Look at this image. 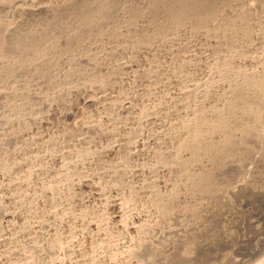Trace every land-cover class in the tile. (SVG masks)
<instances>
[{
  "label": "rangeland",
  "instance_id": "374dc122",
  "mask_svg": "<svg viewBox=\"0 0 264 264\" xmlns=\"http://www.w3.org/2000/svg\"><path fill=\"white\" fill-rule=\"evenodd\" d=\"M17 1L18 0H0V2H1L0 3V5H1L0 6V15L2 16V17L0 16V20H1L0 21V88L2 89L4 87V89H5L6 87H8L7 91H6V89L5 90L2 89L5 92V94L8 93V94H6L7 96L3 95L4 97H2V99L0 97V108L3 107V109H4V111H3V109L0 110V118H1V120H0V129H1L0 130V138H1L0 139V171L3 169V167L8 168L7 170H5V168H4L5 171L2 172L3 171L2 170L0 172V173H2V174H0V177L1 178L3 177V179H5V180H3L0 178V184L1 185L4 184V186H5V187L2 186L3 189L0 188V195H1L0 199H2V200H0V206L3 204L2 205L3 209L4 208L10 209V210L14 209L16 211L26 212L28 218H26L25 222H22L18 219L8 220L7 218L3 217V213H2L3 211L2 212L0 211V236H1V234H5L6 236H9V235L13 236L14 235V238H15V236L18 235L15 238L16 239L15 242L5 243V244H4V242H0V257H1V259L3 257L2 261L0 259V264H8V263H6L7 261L10 262L9 264H11V263L12 264H14V263L15 264H24V262L29 263V264H79V263L88 264L89 261H90L89 264H116V261H115V254H116L115 250L117 249L116 245H118V244L127 245L126 243H128L129 240L131 239V234L126 233L125 231H123L121 229V228H123V226H122L123 224H121L122 222L120 220H117L114 218L115 213H114V211L112 212L111 208H107L104 210L103 207L106 205V203L111 204L112 201L115 199H120V198L122 199L124 197V189L131 187L132 185H133V187H139L142 184H144V185L146 184L147 186H151V187L153 186L152 188H154L155 190L160 189V191H158V192L161 193V191H164L163 188L168 189V187L169 188L176 187V186H178V183H180V185L178 187H180L182 185L180 187L182 192L184 191V189L185 190L187 189V192L190 194V195L187 194V196L190 197V198H188V200L191 199V201L193 202V199H194L193 203L191 201H190V203H188V206L190 207V209H195V207L197 206V204L195 203L196 201L198 204L199 203L202 204L201 206H202L203 211L202 212L200 211L201 214H199L200 217L202 216V219L201 220L199 219L198 225L202 226L203 228L205 226V228H206V233L204 230L205 228L202 229L203 231L202 230H200V232L196 231L199 234L202 233L203 235H205L204 237L202 234H200V235H198V236H200L199 237L200 239L199 238L196 239V237L194 240L189 239L187 241V243L183 246V249L181 252H183L184 256H186V255L190 256L191 254H188V251H192V252L195 251L193 254L195 260L191 264H194L195 262H196L195 264H197V263L198 264H230L232 262V260L236 257V254L234 251V246H233V244H231V240L236 238L238 236V233H239V231L235 228L234 223L229 220L228 210H229L230 205L232 204L231 206H233V208H234V206L238 207L237 202L242 200V202L244 201V203H247V204L249 203L248 204L249 209H252L253 206L254 207L257 206L259 208V211L264 213V193H263V191H264V155H263L264 154V144H262L263 142H259V141H261L260 138L258 139V137L255 136L256 139H254V140L253 139H245V138L238 140L236 143V146L233 147V149L232 148L230 149V146L227 143L228 142L227 139H229V132L232 128H234L235 126H238V125H244L245 123L248 122V119H256L254 114H256L257 110H259V111L263 110V107H264V102H263L264 101L263 100V98H264V96H263L264 95V87H261V92L256 93V94H258V96L255 95L254 90H250V93L246 92L245 87H243L241 85L232 87V85H233L232 78L233 79L236 78L235 75H237V74H235V73H237L238 70H243V71L245 70L244 72L248 73L249 75L252 72H256L255 73L256 76L253 77L254 79L255 78L258 79L259 76H260V78L264 76V61H263L264 60V50H263L264 49V47H263L264 46V43H263L264 42V40H263L264 39L263 38L264 37V14H262V13H264V3H263L264 0H103L104 2L102 0H100V2H101V3L99 2L100 5H98L97 0H93V1L91 0L92 2H90V0H86V2H85V0H84V3H83V6H85L84 8H83V6H81L79 9L78 8L69 9L67 11V13H68L67 16L61 18L63 20V22L59 23V24L47 23L46 21H44L47 18V16L45 15L46 13H38L40 15H38L35 11H33V13H32V11L29 10L32 8L31 6L24 5V6H26V8L24 9V6H22ZM175 1H177V3ZM14 3H16V6H14L15 5ZM91 5H92V7H91ZM3 6H9V7H6L3 9ZM13 6H14V8H13ZM96 6H97V8H95ZM98 6H100V7L98 8ZM134 6H135V8H134ZM189 6H190V8H189ZM15 7L17 9H21V8H23V9L17 10ZM185 7H187V8H185ZM9 8L16 9V10H15V12L12 13V12H9V10H7ZM27 8H28V10H27ZM83 9H85V10H83ZM140 9L142 10V12ZM21 11H23V12L21 13ZM25 11H27L28 14ZM81 11L83 12L84 15L81 14L82 13ZM129 11H130V13L128 14ZM69 12L71 15L69 14ZM88 12H89V14H88ZM16 14H17V16H16ZM18 14L20 16H21V14H23L22 16H24V15L25 16L20 17V16H18ZM31 15L33 16V18ZM37 15H38V17H40V18H38V20H36ZM75 15H77V16L75 17ZM184 15L186 17L185 20L180 18L181 16H184ZM14 16H15V18H14ZM121 17H123L125 19H123ZM76 18L78 20L80 18H82V19L84 18L85 23L82 22L83 24L77 25L76 24V22H77ZM177 18L180 19L179 21H182L183 23L182 24L178 23V25L174 24L175 26H173V24H170L171 21H173V19L177 20ZM256 18H257V20H256ZM19 19L23 20L22 21L23 24ZM120 19L122 21L124 20L125 22L123 21V24H121L122 21ZM258 19L260 22L258 21ZM7 20H9V21H7ZM86 20H89V21L86 23ZM233 20H235V21H233ZM4 21H6V22H4ZM25 21H27V22H25ZM30 21L33 23H30ZM130 21H131V23H130ZM254 21H255V23H254ZM42 22H44V23H42ZM114 22H117V23L114 24ZM127 22H129V23H127ZM205 22H206V24H204ZM210 22H212V24ZM28 23H30V24H28ZM63 23H65V24H63ZM251 24H253V25H251ZM168 25L172 28H170ZM167 26L170 29H167ZM173 28H174V30H173ZM176 28H177V30H176ZM165 29H167V30H165ZM230 29L232 30V32ZM222 31L224 32V34ZM227 31H228V33H227ZM256 31H257V33H256ZM75 32H76V34L73 35ZM77 32H79V34ZM254 33H256V34H254ZM219 34L220 35L222 34V35L220 36ZM233 34H235L234 37H233ZM251 34H252V36H251ZM155 35H157V36H155ZM208 37H209V39H208ZM216 38L221 39L222 43H224L223 45H220L221 48L219 50H221L223 47V49H225V48L228 49L227 53H238L240 55L236 60H234L235 62H233V63H235V64H234V67L232 70L233 72L231 71V74H230L231 77H230L229 81H227L225 83L224 86L220 87V89H219L220 92L217 90L216 94H215V92H212L210 95L211 97H208L204 101L200 102V100H199L200 105L197 103L196 105H198V106L196 107V109H195V106L193 104L191 107H189L188 109H184L181 112L182 116L180 117V121L187 119L186 117H183L184 112L189 111V112H186V113H189L188 118L194 114L193 117L196 116L195 119H197V120L199 119L198 125L201 128V131L206 136L202 135L203 139L205 138V140H203L201 143L202 150L199 153L193 147H191V149L189 148L188 151L186 150L183 153V155L185 154L184 156L187 159H185V158L179 159V161L175 164V165H178L179 163H181L178 165V167L180 168L179 172L177 170L173 173H168V172L164 171L162 168H160L157 171H155L149 175L142 176V177L141 176L137 177L136 175L132 177L131 173H126V174L124 173L123 174V171H125V170H127V172H128L130 169L131 170L134 169V167H138L140 165H145V163H146V165H148V163H150V161L148 160V158L146 156H138V157L130 156L128 153L129 151L126 152L125 150H121V151H117V152L113 151L111 153H106V154L100 155L99 154L100 150L103 148L101 146L109 147L113 144H117L118 143L117 141L119 140L118 137H120V134L115 133V135L114 134L112 135V138L115 136V138H113V139H116V141L115 140L112 141V138H110L111 137L110 135L100 137V134H97L94 132H89L88 134L86 133L87 135L85 134L83 136L84 133L80 132L78 129H75L73 127V125H74V124H72V123H74L73 120L70 119L69 117H67V119H66V116L64 117L65 113L74 112L75 118H78L81 121H83V119H89V120L93 119L94 122L97 121L99 123L101 116L104 115L103 117H105V116L109 115V116H111V119H110V121H104V128L107 127L108 129H110L113 126L112 123H114L116 120H117L116 122L121 121L120 123H122V120H123L124 123H122V124H126L127 120L126 121L124 120V117L126 115L118 112L117 108H118V105H120L119 101L121 102L123 99H125V97L123 99L121 97L127 95L128 91H130L129 85H131V84H128V83H130L131 80L127 75H125L126 71L123 70V68L121 66H123L124 64L126 65L128 63L129 64H132V63L138 64L139 63V66L141 64L143 65V62H141V60L142 61L144 60L143 56L144 55L146 56V54L148 52H151V51L155 52V53H160L158 55L159 57L157 58V61L159 60V62H158L159 64H163L164 62H166L167 61L166 57H170L172 55L175 57V60H178V62L182 61L184 59L187 60L186 57H188L189 55L190 56L194 55V56L198 57L201 55L200 52H203L202 55L204 56L205 55L204 52L206 54L209 53L207 49H212L214 47L212 50H214V49H215V51L217 50L213 43L211 45H209L210 44L209 42H212L211 39L214 41ZM75 39H76V41H75ZM233 39H234V41H233ZM255 39H257V40H255ZM45 40H46V42L42 43ZM152 40H154V41H152ZM231 41L233 42V44ZM39 43H41V44L39 45ZM230 43H231V45H234V43L236 45V43H237V45L240 46V48L235 46V45L231 47ZM242 44H243V46H242ZM183 45L185 46V48ZM41 46H45L46 49L44 47H41ZM48 46H50L51 49ZM176 46H177V48H176ZM179 46H182V47H179ZM127 47H128V49H127ZM187 47L188 48L192 47V48L188 49ZM199 47H201V49ZM241 47H242V49H241ZM16 48L17 49L19 48V49L17 50ZM197 48H199L198 51H197ZM237 48H238V50H237ZM179 49L181 51H184V52L179 51ZM193 49L196 50L195 53L193 52L194 51ZM32 50L34 51L35 54L33 53ZM241 50H243L244 52ZM249 50H250V52H249ZM251 50H252V52H251ZM164 51H166L167 53L165 52L163 54ZM61 52H62V56H61ZM246 52L248 55L246 54ZM30 53H31V55H30ZM36 54L38 55L39 58L37 57ZM39 55H41L43 58L45 56V58L47 60L45 58L40 59L41 56H39ZM257 55H259V56H257ZM46 56H48L49 58H47ZM81 56L84 59L81 58ZM243 56L246 58L243 59L244 58ZM51 57H53V59ZM164 57H165V59H163ZM260 57H262V59ZM31 58H33V60ZM49 59L52 60L53 63ZM253 59L256 61H254ZM130 60H132V61H130ZM258 60H260V61H258ZM30 61H32V62H30ZM257 61L260 63H262V61H263V63H262L263 66H261L262 64H260V63L258 65L256 63ZM23 62H24V65H26V66H24V68L22 65ZM37 62L38 63L40 62L39 66H38ZM47 62H50L51 64L47 63ZM241 62H242V64H241ZM253 62H255V63H253ZM31 63H33V64H31ZM104 63H108V65L104 64ZM103 64H104V66H103ZM253 65L255 67H253ZM256 65H258V66H256ZM18 66H20V67H18ZM29 66H31V67H29ZM106 66L109 69H107ZM243 67H245V68H243ZM256 67H258V69ZM10 68H12V69H10ZM26 68H27V70H26ZM32 68H34V69H32ZM246 68L249 71H247ZM260 68H261V71L258 72ZM250 69H252V70H250ZM195 73H197V74H195ZM202 74H204V72L202 73L200 70L194 71L192 74L193 80L197 81L198 79H202L201 77H204V75H202ZM232 74H234V75H232ZM200 75H202V76H200ZM249 75L247 76V78L252 79ZM196 77H197V79H196ZM250 79H248V80H250ZM28 83H29V85H28ZM119 85L120 86L125 85V86L122 87L123 89H121V87H118ZM28 86H29V88H27ZM240 86H241V88L239 89ZM13 87L15 89H13ZM21 87H23V88H21ZM117 88L118 89L120 88L121 90L119 89V91H118ZM10 90L13 92H11ZM15 90H16V92H19V91L22 92V91L27 90L30 92V94L32 96H33V93H37L38 91H39L38 94L41 93V95H43V93H45L44 96H46V100H44V105H43V103H40V101H35V99L32 98L31 95H30L31 97L30 96L24 97V96H19V95L14 96ZM56 90L59 92H57ZM60 90L63 92H61ZM231 90H232V92H231ZM66 91L69 93H67ZM103 91H105V92H103ZM121 91H122V93L120 94ZM247 91H249V90H247ZM53 92H54V94L52 95ZM70 92H71V94H70ZM74 92H77V94ZM111 92H113V94L116 93L117 96L113 95ZM222 92H224V93L220 94ZM239 92H240V94H239ZM59 93H60V95H58ZM65 93H67V94H65ZM105 93L108 94L109 96L106 95ZM123 93H124V95H123ZM218 95H220V96H218ZM242 95H244V96L241 98ZM248 95L250 97H248ZM260 95H261V97H259ZM11 96H12V98H11ZM52 96H53V98H52ZM106 96L109 97V99ZM230 96H231V98H230ZM8 97L11 98V100ZM55 97H57L56 98L57 102H53V100L55 101ZM80 97L87 98V99H93V100H95V103L93 105H89V106L84 105L83 106L81 100H79ZM102 97H106L107 99L104 98V101H103ZM116 97L119 100H117ZM251 97H252V99H251ZM255 97H258V98L255 99ZM14 98H15V100H14ZM64 98L66 100H64ZM226 98L227 99L229 98L230 100L228 99V101H227ZM59 99H61L63 101H61ZM101 99H102V101H100ZM239 99H241V100L239 101ZM257 99H259L260 103H258L259 101ZM261 100H262V102H261ZM247 101H249L250 103L252 102V103L250 104ZM6 102H7V104H6ZM22 102L23 103L26 102L29 105V107L28 108L27 107L24 108V106L22 107V105L26 104V103L23 104ZM37 102L39 105L37 104ZM48 102L53 103L55 105V110H56V112L58 110V113L49 114L47 112V109L45 110L46 105L50 104ZM102 102H103V104H101ZM242 102H244V103L242 104ZM11 103H13L15 105H13ZM17 103L20 104V108H18L19 105ZM107 103L112 104V105L113 104H118V105H113L112 109L107 111L108 113L106 115L102 112L104 111L103 108L105 106L106 107L109 106V105L107 106ZM10 104L13 108H11ZM245 104H246V106H245ZM73 105H75V106H73ZM5 106H6V109H5ZM63 106H65V107H63ZM16 107H17V110L19 109L18 111H16ZM241 107L244 109V111H242L243 109ZM248 107H250V108H248ZM251 107H254V109ZM32 108H34V109H32ZM28 109L30 111H32V110L33 111L30 113V111ZM43 109H44V112H43ZM100 109L103 111H101ZM113 109L115 110V113H114ZM193 109H195L196 113L193 112L194 111ZM221 109H222V111H221ZM255 109H256V111H255ZM6 110H7V112H6ZM21 110L24 113H22ZM231 110H232V112H231ZM250 110L251 111L253 110V111L251 112ZM34 111H35V113H34ZM110 111H113V112H110ZM259 111H257V112H259ZM19 112H21L22 115ZM60 112H62L63 114ZM109 112L113 113V114L110 115ZM245 112H247V113H245ZM211 113H212V115H211ZM218 113H219V115H218ZM10 114H13V115H10ZM18 114L20 117L18 116ZM23 114H25V115H23ZM26 114L28 117H26ZM174 114H175V112H174ZM178 114L179 113L177 112V117H179ZM6 115L9 118L6 117ZM59 115H61V116H59ZM242 115H245L246 117L245 116L243 117ZM249 115H251V116H249ZM16 116L18 117L17 120H16ZM22 116H24L26 118V121H25V118ZM29 116H30V118H29ZM33 116L37 117V118L38 117L39 118H41V117L45 118V117L49 116V120L46 119L48 121H46L44 119V121L47 122L44 124H47L49 126H47V125L45 126L43 124V126H45V127H43L42 125L39 126V124L34 123L32 121V118H34ZM112 116H114V117H112ZM173 116L174 115H172L171 117H173ZM21 117L24 119V121ZM118 117H120L119 118L120 120L117 119ZM247 117H248V119H246ZM8 119L10 121H8ZM18 119L19 120L21 119V120L19 121ZM29 119L31 122L29 121ZM14 120H15V122H14ZM16 121H18V122H16ZM50 121H52L53 123ZM180 121L177 120V122H180ZM233 121H235V122H233ZM106 122H107V124H106ZM237 122H241V123L237 124ZM24 123L26 125H24ZM12 124H14V125H12ZM19 124H20V127H19ZM214 124H216V125H214ZM217 124H218V126H217ZM226 124L228 126H226ZM127 125H129V123H127ZM25 126H27V128H25L27 130L24 129ZM192 127L194 128L195 126L192 125ZM214 127H218L220 131L217 130L215 133L211 134L212 133L211 130ZM223 127L226 129H224ZM5 128L6 129L8 128V129L6 130ZM16 128H18V129H16ZM147 128L151 129L152 126L150 125ZM205 129H207V131ZM190 130H191V128H190ZM13 131L15 133L11 135V133H13ZM207 133H208V135H207ZM26 134H28V135L26 136ZM219 134L221 136H219ZM4 135H6V136H4ZM87 136H88V138H87ZM8 137H10V138H8ZM16 137H18L19 139H17ZM25 137H27L28 140H26ZM78 137L79 138L83 137L84 139L86 138L87 140H85L84 143L83 142L78 143L75 140H73L74 138L76 139ZM225 139L227 140V142L225 141ZM29 140H31V142ZM35 140H36V142H35ZM174 140H175V142L173 141L170 146H169V144H170L169 143V144H165L164 147L162 148V151L165 152L164 153L165 156L164 155L162 156V157H164V158H162L163 161L165 162L164 164L172 163L173 159H176L175 157H176L177 147L179 146L178 142H180L181 139L179 137H177V139H174ZM255 140H256V142H255ZM87 141L89 143L88 144L89 147H87L88 145L85 144V143H87ZM111 141L113 144L111 143ZM23 143L25 145H23ZM175 143L178 146H176ZM38 144H39V146H38ZM46 145L50 148V151H51V152H49L50 154L47 153L49 148H45V147H47ZM19 147L25 148L26 150L20 149ZM90 147H92V148H90ZM32 148H34V149L32 150ZM63 148H65V149H63ZM83 148L84 149L87 148L89 150L92 149V150H90V157H91L90 162L91 163L88 162L86 164H81L82 168H78L77 170L71 169L70 171L75 173V174H71V172H70L68 174V176H66V175H62V174L58 173V171L60 169L59 167H61L62 162L63 163H72L75 160L80 159L78 157V152L83 150ZM164 148H165V150H164ZM170 148H174V149H170ZM14 149H16V150H14ZM39 149H40V151H39ZM46 149H47V152H46ZM35 150H37V151H35ZM31 151L33 152V154ZM29 152H30V154H29ZM64 152H66V153H64ZM12 153L14 155H12ZM25 153H28L29 155L25 154ZM91 153H92V155H91ZM126 153H128V155ZM167 153H168V157L166 155ZM186 153L189 154V156ZM35 154H36V156H35ZM25 155H26V157H25ZM63 155H65V156H63ZM51 156H53V157H51ZM19 157L22 159H18ZM261 157L263 159H261ZM59 158H61V159H59ZM136 158H137V160H136ZM188 158H189V160H188ZM260 159H261V163L259 162ZM134 160L137 161L136 162L137 164L135 163ZM152 160H154V159H152ZM40 161H42V162L40 163ZM14 162H17V163H14ZM30 162H33V163H30ZM35 162H36L37 168H39L40 166H43V167H41L42 170H44L42 172L43 174L42 173H41L42 175L39 174V176H37L39 178H37V179H36V176L33 177L36 179V181L34 182L33 180H35V179L32 178L29 182L30 184L28 183V185H21V186L17 185L16 181L18 180V178L20 180H21V178L24 179L26 172L33 171L35 169V167H36L34 165ZM152 162L153 161H151V163ZM29 163L34 165V166H30ZM12 164L15 166H11ZM19 164H21V165H19ZM25 164H26V166H25ZM50 164H51V166H49L50 169L46 168L47 169V171H46L44 168L48 167V165H50ZM182 164H184V165H182ZM5 165H8V167ZM28 165H29V167H28ZM118 165H120V166H118ZM135 165H137V166H135ZM30 167H32V168H30ZM122 167H123V169H122ZM22 168H24V169L26 168V169L22 170ZM52 169H53V171H51ZM119 170H122V171H119ZM49 171H51V173H48ZM3 173H6V174L9 173V174L6 176V174H3ZM47 173L50 175H46ZM114 173H115V175H114ZM121 173L125 176L120 175ZM17 174H19L18 177H17ZM53 174L55 177L53 176ZM102 174L105 177H103ZM157 174H158V176H156ZM169 174H171V175H169ZM172 174H174V175L172 176ZM11 175H12V177H11ZM80 175H83V176H80ZM44 176H47V177H44ZM88 176H90V177L88 178ZM51 177H53V178H51ZM158 177H159V179H158ZM11 178H12V180H11ZM74 178H76V179H74ZM127 178H128V180H127ZM9 179L11 182H9ZM53 179L59 180L60 183L57 182L56 185H59V186L62 184L65 185V186L63 185V188H62L63 190L60 187V188H58V190H53L54 192L52 190H48L47 194H45L43 192H39L44 187L43 186L44 184H54ZM71 179H73V180H71ZM79 179L82 181H87L86 186L81 187V188H79L77 186L72 187V185H71L72 182L75 180H79ZM142 179L145 180V182ZM149 179H150V181H149ZM50 180L53 182H51ZM61 180H65V182L63 183V181L61 182ZM104 180H105V182H103ZM170 180H173L174 182H171ZM1 181H2V183H1ZM125 181H126V183H125ZM164 181L166 183H164ZM113 182L115 184L118 183V185H115ZM156 182L158 183L159 187H156L153 185ZM32 183H33V185H32ZM150 183H152V185ZM9 184L11 186L14 184L13 185L14 190H13V187L7 186ZM35 184L38 186H36ZM67 184L69 185V187H67L68 186ZM103 184H104V186H101ZM165 184H167L168 186ZM245 184H246L247 189L248 190L250 189L251 192L249 190L247 192H242V193L236 194V195L230 192V189L233 188L234 186H237V185L243 186ZM1 185H0V187H1ZM40 185H42V187H40ZM105 185H107L106 190L109 193L107 196H104L103 198L100 197V199H99V196L95 195V194H97V191H99L100 187L104 188ZM113 185H115V186H113ZM34 186L36 187V189ZM19 187H22V188L25 187L26 189L23 190L22 188L20 189ZM70 187H72V188H70ZM187 187H189V188H187ZM27 188H29V190H27ZM111 188H114V189H111ZM119 189H120V191H119ZM59 190H61V191H59ZM10 192L13 193L14 195L10 194ZM62 192H64V193H62ZM121 192H122V194H121ZM164 192H162V193H164ZM258 192H261V193H258ZM20 193H21V195L22 194L25 195L26 199H27V200L25 199V203L22 205L20 203L18 204L17 200H16L17 202H14L13 199H10V197L20 195ZM32 193L34 195L35 194H37V195L34 196ZM54 193L56 195L59 194V195H57L58 197ZM191 193H193V195ZM5 195H6V197H5ZM46 195L49 197H47ZM111 195L114 197L112 198ZM43 197H44V200L41 199ZM145 197H146L145 194L142 197L140 195V197L138 199H141V198L143 199ZM55 198H56V200H55ZM105 199H107L108 201ZM138 199L136 200L138 203V209L143 211V214H146L147 212H145V211H147L146 210L147 206L145 209L142 208V206H141V204H143V201L145 199H143V200L141 199V201ZM51 201H52V203H51ZM61 201H62L63 205L61 204ZM79 201H82V202H80L81 204L79 203ZM182 201H183L182 204H184L185 199ZM231 201H234V202H231ZM9 202L11 203V205ZM28 202H29V204H28ZM31 202H33V203H31ZM215 202H216V204H214ZM26 203L28 205H26ZM43 203L45 204V206H43L44 205ZM38 204H40V205H38ZM53 204H55V205H53ZM213 204L215 207H213ZM29 205L32 206V209L29 211L25 210L26 209L25 206H29ZM59 205H61V206H59ZM204 205H205V208H204ZM7 206H8V208H7ZM35 206H36V208H35ZM34 208H35V210H34ZM64 208H65V210L67 209L66 211H68L70 209L68 211V216L70 218L68 217V219H67V214H66L67 212H65ZM244 208L247 209V206H245ZM216 209H218V210H216ZM38 210H40V211H38ZM46 210H48V211H46ZM221 210H223V211H221ZM42 211H43V214H42ZM59 211H60V214H59ZM197 211H198V209H196L195 212H197ZM209 211L212 213H210ZM203 212H204V214L205 213L206 214L204 215ZM61 213H64V214H62L63 218L61 216ZM224 213L227 216H225ZM217 215L220 216L219 217V218H221L220 220H219ZM38 216H41V217L38 218ZM44 216H46V217H44ZM203 216H205V217H203ZM32 217L36 218V219L33 220ZM109 218H111V219H109ZM55 219L57 220L56 222H55ZM192 220H194V219H192ZM253 220L256 221V218H253ZM92 221H93V223H92ZM113 221H115V222H113ZM35 222H39L38 224H43V225H41L42 226L41 229H37V231L41 232V235L39 236V233H38L37 235L39 237L38 236L36 237V235L33 234V232H32V233H26L30 237L26 236V234L23 235V237H22L21 231H23V230L21 228L23 227V225L28 224L30 227H32V226H34V224H36ZM60 222H61V224H60ZM100 222H105L106 229L105 228H104L105 230L101 229L100 233L99 232L97 233V231L91 225L94 223L99 224ZM130 222L135 223L136 221L129 220V223ZM86 223H87V225H86ZM50 224H51V226H50ZM162 225H161V227H162ZM13 226H16V230H14L12 228ZM44 227H46V228H44ZM77 227H79V228H77ZM176 227L178 228V226H176ZM87 228H88V230H87ZM5 230H7V231H5ZM49 230L50 231L52 230V231L50 232ZM82 230L84 232L83 236H82V233H83ZM1 231H3V232H1ZM49 232L51 235L49 234ZM59 233H60V235H59ZM69 233H71V234L74 233L75 235L74 234L71 235ZM86 233L87 234L89 233L88 234L89 236H87ZM206 234L208 236L210 235L209 236L210 238H208V236H206ZM19 235H21V236H19ZM52 235H55V236L59 235L58 236L59 238L53 237ZM69 235H70V237H69ZM71 236L72 237L74 236L73 240L71 239ZM41 237H44V238H41ZM206 237H207V239H206ZM21 238H22V240H21ZM53 238L55 241L53 240ZM56 238L57 239L61 238V240L57 241ZM67 238H68V240L71 239L72 243H69ZM89 238H91V239H89ZM30 239H32V240H30ZM82 239H84V240H82ZM198 239H199V241H198ZM21 241H23V243ZM31 241H34L35 243H32ZM56 241H57V243H56ZM67 241H68V244H66ZM206 241H207V243H206ZM228 241H230V242H228ZM24 242H26L27 244H29V243H32V244L27 245ZM58 242H61V243L63 242L62 243L63 245H61L60 243L58 244ZM197 242H199V243L197 244ZM46 243H47V245H46ZM64 243H65V245H67V248H66V246H64ZM203 243H204V247L203 246H202L203 248L199 247L200 244H203ZM263 243L264 242H262V244ZM37 244L39 245L40 248L41 247L42 248L40 249ZM103 244L106 247H104ZM206 244H208V245H206ZM42 245H46V246H42ZM79 245L81 248L79 247ZM190 245H193V246H190ZM34 246L38 247L39 250L37 248H34ZM48 246L51 250H49ZM60 246L61 247L63 246V248L59 249ZM82 246H83V248H82ZM207 246H208V248H207ZM263 246H264V244H263ZM14 247L16 249H20V250L13 251L12 249ZM76 247H79V248L76 249ZM64 248H66V249H64ZM68 248H70L71 250ZM263 248L264 247L261 246V250L264 251ZM208 249H209V251H208ZM22 250H24V251H22ZM41 250H43V251H41ZM68 250H70V251H68ZM7 251H9V252H7ZM232 251H234V253ZM263 251L261 254H263ZM23 254H25V255H23ZM5 256L7 258H5ZM10 256H11V258H10ZM29 256H31V257H29ZM197 256L199 259L197 258ZM27 257L30 260H28ZM81 257H82V260H81ZM89 257H92V258H89ZM95 257L97 258L96 260H94ZM98 258L100 259V261H98L99 260ZM91 259L93 261H91ZM24 260H26V261H24ZM27 261H30V262H27Z\"/></svg>",
  "mask_w": 264,
  "mask_h": 264
},
{
  "label": "bare ground",
  "instance_id": "6f19581e",
  "mask_svg": "<svg viewBox=\"0 0 264 264\" xmlns=\"http://www.w3.org/2000/svg\"><path fill=\"white\" fill-rule=\"evenodd\" d=\"M93 1V0H92ZM91 0H90V2H92ZM103 1V0H102ZM17 2H19L22 6H24V5H27V6H31L32 8L31 9H29V10H31L32 11V13H33V11H35L37 14L38 13H46L45 15L47 16V18L44 20V21H46L47 23H50V24H54V23H56V24H59V23H62L63 22V20L61 19L62 17H65V16H67V11L69 10V9H76V8H80L81 6H83V3H84V0H18ZM85 2H86V0H85ZM97 2H98V5H100L99 4V2H100V0H97ZM96 2V3H97ZM104 2V1H103ZM102 2V3H103ZM176 3H177V1H175ZM262 2V1H261ZM1 3V2H0ZM94 3V2H93ZM92 3V4H93ZM101 3V2H100ZM143 3V2H142ZM141 3V4H142ZM260 3V2H259ZM264 3V2H263ZM262 3V4H263ZM3 4V3H2ZM15 5L14 6H16V3H14ZM174 4V3H173ZM204 4V3H203ZM9 5V4H8ZM171 5V4H170ZM169 5V6H170ZM201 5V4H200ZM251 5V4H250ZM1 6V5H0ZM14 6H13V8H14ZM87 6V5H86ZM192 6V5H191ZM6 7H9V6H3V9L4 8H6ZM12 7V6H11ZM85 6H83V8H84ZM91 7H92V5H91ZM100 6H98V8H99ZM131 7V6H130ZM129 7V8H130ZM138 7V6H137ZM167 7V6H166ZM16 8V7H15ZM26 8V6H24V9ZM30 8V7H29ZM88 8V7H87ZM95 8H97V6L95 7ZM94 8V9H95ZM134 8H135V6H134ZM139 8V7H138ZM185 8H187V7H185ZM189 8H190V6H189ZM17 9V8H16ZM16 9H11V8H9V9H7V10H9V12H15V10ZM21 9H23V8H21ZM21 9H17V10H21ZM82 9V8H81ZM86 9V8H85ZM85 9H83V10H85ZM91 9V8H90ZM27 10H28V8H27ZM136 10V9H135ZM141 10V9H140ZM144 10V9H143ZM209 10V9H208ZM30 11V12H31ZM77 11V10H76ZM89 11V10H88ZM134 11V10H133ZM139 11V10H138ZM188 11V10H187ZM186 11V12H187ZM206 11V10H205ZM23 11H21V13H22ZM25 12H27V11H25ZM60 12V13H59ZM82 12V11H81ZM90 12V11H89ZM89 12H88V14H89ZM141 12H142V10H141ZM246 12V11H245ZM31 13V14H32ZM85 13V12H84ZM130 13V11L128 12V14ZM189 13V12H188ZM197 13V12H196ZM199 13V12H198ZM239 13V12H238ZM24 14V13H23ZM23 14H21V16L18 14V16H20V17H24V16H22ZM27 14H28V12H27ZM35 14V13H34ZM69 14H70V12H69ZM81 14H83V12L81 13ZM137 14V13H136ZM190 14V13H189ZM195 14V13H194ZM193 14V15H194ZM242 14V13H241ZM245 14V13H244ZM262 14H264V13H262ZM30 15V14H29ZM38 15H40V14H38ZM38 15L36 16L37 17V19L36 20H38V18H40V17H38ZM44 15V14H43ZM71 15V14H70ZM84 15V14H83ZM106 15V14H105ZM125 15V14H124ZM188 15V14H187ZM218 15V14H217ZM243 15V14H242ZM250 15V14H249ZM1 16V15H0ZM12 16V15H11ZM16 16H17V14H16ZM27 16V15H26ZM32 16V15H31ZM77 15H75V17H76ZM164 16V15H163ZM171 16V15H170ZM192 16V15H191ZM238 16V15H237ZM2 17V16H1ZM71 17V16H70ZM83 17V16H82ZM85 17V16H84ZM180 17V16H179ZM189 17V16H188ZM243 17V16H242ZM260 17V16H259ZM14 18H15V16H14ZM32 18H33V16H32ZM79 18V17H78ZM103 18V17H102ZM118 18V17H117ZM121 18H123V17H121ZM128 18V17H127ZM169 18V17H168ZM171 18V17H170ZM181 19H186V17H185V15L184 16H181L180 17ZM191 18V17H190ZM238 18V17H237ZM8 19V18H7ZM75 19V18H74ZM77 19V18H76ZM81 19V20H80ZM79 20L77 19L76 21V24L78 25V24H83V23H85L84 22V18L82 19V18H80ZM106 19V18H105ZM123 19H125V18H123ZM172 19V18H171ZM192 19V18H191ZM202 19V18H201ZM235 19V18H234ZM21 22L23 21L22 19H19ZM32 20V19H31ZM91 20V19H90ZM101 20V19H100ZM121 20V19H120ZM129 20V19H128ZM180 19H178L177 18V20H174L173 19V21H171V23L170 24H173V26H175L174 24H177L178 25V23L179 24H182L183 22L182 21H179ZM189 20V19H188ZM246 20V19H245ZM256 20H257V18H256ZM1 21V20H0ZM7 21H9V20H7ZM19 21V22H20ZM29 21V20H28ZM72 21V20H71ZM75 21V20H74ZM89 20H86V23L88 22ZM122 21V20H121ZM124 21V20H123ZM123 21L121 22V24H123ZM194 21V20H193ZM213 21V20H212ZM233 21H235V20H233ZM251 21V20H250ZM258 21H259V19H258ZM4 22H6V21H4ZM20 22V23H21ZM25 22H27V21H25ZM65 22V21H64ZM83 22V23H82ZM92 22V21H91ZM120 22V21H119ZM125 22V21H124ZM168 22V21H167ZM166 22V23H167ZM244 22V21H243ZM242 22V23H243ZM257 22V21H256ZM260 22V21H259ZM30 23H33V22H31L30 21ZM30 23H28V24H30ZM42 23H44V22H42ZM71 23V22H70ZM109 23V22H108ZM115 23H117V22H114V24ZM127 23H129V22H127ZM130 23H131V21H130ZM197 23V22H196ZM211 24H212V22H210ZM214 23V22H213ZM224 23V22H223ZM249 23V22H248ZM254 23H255V21H254ZM8 24V23H7ZM10 24V23H9ZM22 24H23V22H22ZM27 24V23H26ZM36 24V23H35ZM40 24V23H39ZM63 24H65V23H63ZM89 24V23H88ZM204 24H206V22L204 23ZM216 24V23H215ZM219 24V23H218ZM247 24V23H246ZM235 25V24H234ZM244 25V24H243ZM251 25H253V24H251ZM71 26V25H70ZM169 26V25H168ZM168 26H167V29H170V28H172V27H170V28H168ZM213 26V25H212ZM232 26V25H231ZM104 28V27H103ZM217 28V27H216ZM239 28V27H238ZM244 28V27H243ZM167 29H165V30H167ZM222 29V28H221ZM234 29V28H233ZM72 30V29H71ZM74 30V29H73ZM173 30H174V28H173ZM176 30H177V28H176ZM231 30V29H230ZM69 31V30H68ZM154 31V30H153ZM156 31V30H155ZM236 31V30H235ZM245 31V30H244ZM261 31V30H260ZM64 32V31H63ZM102 32V31H101ZM159 32V31H158ZM157 32V33H158ZM169 32V31H168ZM223 32V31H222ZM230 32V31H229ZM231 32H232V30H231ZM230 32V33H231ZM246 32V31H245ZM78 34H79V32H77ZM218 33V32H217ZM227 33H228V31H227ZM236 33V32H235ZM253 33V32H252ZM256 33H257V31H256ZM256 33H254V34H256ZM260 33V32H259ZM76 34V32L73 34V35H75ZM162 34V33H161ZM206 34V33H205ZM223 34H224V32H223ZM244 34V33H243ZM250 34V33H249ZM72 35V34H71ZM201 35V34H200ZM212 35V34H211ZM220 35V34H219ZM222 35V34H221ZM220 35V36H221ZM234 35L235 34H233V37H234ZM248 35V34H247ZM262 35V34H261ZM33 36V35H32ZM155 36H157V35H155ZM159 36V35H158ZM206 36V35H205ZM239 36V35H238ZM251 36H252V34H251ZM69 37V36H68ZM149 37V36H148ZM216 37V36H215ZM236 37V36H235ZM242 37V36H241ZM258 37V36H257ZM263 37V36H262ZM36 38V37H35ZM53 38V37H52ZM74 38V37H73ZM155 38V37H154ZM212 38V37H211ZM224 38V37H223ZM251 38V37H250ZM264 38V37H263ZM54 39V38H53ZM153 39V38H152ZM208 39H209V37H208ZM232 39V38H231ZM238 39V38H237ZM236 39V40H237ZM248 39V38H247ZM253 39V38H252ZM49 40V39H48ZM56 40V39H55ZM73 40V39H72ZM80 40V39H79ZM156 40V39H155ZM201 40V39H200ZM204 40V39H203ZM235 40V41H236ZM255 40H257V39H255ZM264 40V39H263ZM39 41V40H38ZM75 41H76V39H75ZM81 41V40H80ZM152 41H154V40H152ZM179 41V40H178ZM211 41L212 42H209L210 44L209 45H211L212 43L215 45V47H216V51H215V49L214 50H212V49H207L208 50V52L209 53H205L204 52V56L202 55L203 54V52H200L201 53V55L200 56H194V55H192V56H188V57H186L187 58V60L186 59H184V60H182V61H179L178 62V60H175V57L172 55V56H170V57H166V59H167V61L166 62H164L163 64H159L158 62H159V60L157 61V58L159 57L158 55L160 54V53H155V52H148L147 54H146V56L144 55L143 57V61L141 60V62H143V65L141 64L140 66H139V63L137 64V63H132V64H124L123 66H121L122 68H123V70H125L126 71V73H125V75H127L129 78H130V80H131V82L130 83H128V84H131V85H129L130 86V91H128V93H127V95H125V96H123V97H121L122 99L125 97V99H123L121 102L119 101V104L120 105H118V104H113V105H118V108H117V110H118V112H120V113H122V114H125L126 116L124 117V120L126 121L127 120V122H126V124H122V123H124L123 122V120H122V123H120V122H114V123H112L113 124V126L110 128V129H108L107 127L106 128H104V121H110V119H111V116H109V115H107V111H109L110 109H112V107H113V105L112 104H108L107 103V106L108 107H106L105 105V107L103 108L104 109V111L103 110H101V111H103L102 113H104V114H106L107 116H105V117H103V116H101L100 117V124L96 121V122H94V120L92 119V120H89V119H83V121H81L80 119H78V118H75V113L74 112H68V113H65L64 114V117L66 116V119H67V117H69L70 119H72L73 120V122L74 123H72V124H74L73 125V127L75 128V129H78L80 132H82V133H84L83 134V136L87 133H89V132H94V133H97V134H100V137H102V136H108V135H110L111 137L110 138H112V135L114 134L115 135V133L116 134H120V137H118L119 138V140L117 141L118 143L117 144H113L112 143V141L113 140H115L116 141V139H113V138H115V136L112 138V141H111V143L113 144V145H111V146H109V147H104V146H101V147H103L101 150H100V155H103V154H106V153H111V152H113V151H121V150H125L126 152H128L129 153V155L130 156H134V157H138V156H146L147 158H148V160L150 161V163H148V165H146V163H145V165H140V166H138V167H134V169H130L128 172H127V170H125V171H123V174L125 173H131L132 174V177L133 176H137V177H139V176H146V175H149V174H151V173H153V172H155V171H157L158 169H160V168H162L164 171H166V172H168V173H173V172H175V171H177L178 170V172L180 171V168L178 167V165L179 164H181V163H179L178 165H175L178 161H179V159H183V158H185V154L183 155V153L187 150L188 151V149L190 148L191 149V147H193L196 151H198V153L202 150V146H201V143H202V141L203 140H205V138L203 139V137H202V135L203 136H206L202 131H201V128L199 127V125H198V120L197 119H195L196 118V116L195 117H193V115L192 116H190L189 118H188V114L189 113H186V112H189V111H186V112H184V116L183 117H186L187 119H185V120H182V121H180V117L182 116V111L184 110V109H188L189 107H191L193 104H194V106H195V109H196V107L198 106V105H196L197 103L199 104V100H200V102L201 101H204L205 99H207L208 97H211L210 95H211V93L212 92H215V94H216V91L218 90L219 91V89H220V87H222V86H224L225 85V83L227 82V81H229V79H230V77H231V71L233 70V67H234V64L235 63H233V62H235L234 60H236L238 57H239V55L240 54H238V53H227L228 52V49H223V47H222V49L221 50H219L220 48H221V46L220 45H223L224 43H222V41H221V39H218V38H216L214 41L211 39ZM233 41H234V39H233ZM44 42H46V40L45 41H43L42 43H44ZM207 42V41H206ZM227 42V41H226ZM229 42V41H228ZM232 42V41H231ZM51 43V42H50ZM172 43V42H171ZM246 43V42H245ZM248 43V42H247ZM264 43V42H263ZM38 44V43H37ZM41 43H39V45H40ZM52 44V43H51ZM60 44V43H59ZM177 44V43H176ZM208 44V43H207ZM229 44V43H228ZM232 44H233V42H232ZM239 44V43H238ZM241 44V43H240ZM44 45V44H43ZM46 45V44H45ZM48 45V44H47ZM178 45V44H177ZM181 45V44H180ZM234 45H235V43H234ZM234 45H231V43H230V46L232 47V46H234ZM58 46V45H57ZM184 46V45H183ZM207 46V45H206ZM229 46V45H228ZM227 46V47H228ZM229 46V47H230ZM235 46H237V47H239L240 48V46H238L237 45V43H236V45ZM242 46H243V44H242ZM41 47H44L45 49H46V47L45 46H41ZM49 48H50V46H48ZM55 47V46H54ZM59 47V46H58ZM159 47V46H158ZM179 47H182V46H179ZM209 47V46H208ZM226 47V46H225ZM264 47V46H263ZM65 48V47H64ZM131 48V47H130ZM176 48H177V46H176ZM184 48H185V46H184ZM188 48V47H187ZM189 48H192V47H189ZM188 48V49H189ZM194 48V47H193ZM200 49H201V47H199ZM199 48H197V51H198V49ZM204 48V47H203ZM234 48V47H233ZM247 48V47H246ZM260 48V47H259ZM17 49V48H16ZM19 49V48H18ZM17 49V50H18ZM29 49V48H28ZM27 49V50H28ZM38 49V48H37ZM51 49V48H50ZM54 49V48H53ZM127 49H128V47H127ZM147 49V48H146ZM187 49V50H188ZM206 49V48H205ZM232 49V48H231ZM236 49V48H235ZM241 49H242V47H241ZM244 49V48H243ZM39 50V49H38ZM41 50V49H40ZM175 50V49H174ZM194 50V49H193ZM230 50V49H229ZM237 50H238V48H237ZM236 50V51H237ZM264 50V49H263ZM31 51V50H30ZM33 51V50H32ZM179 51H181L180 49H179ZM192 51V50H191ZM195 51L196 50H194L193 52L195 53ZM201 51V50H200ZM241 51H243V50H241ZM246 51V50H245ZM248 51V50H247ZM40 52V51H39ZM58 52V51H57ZM60 52V51H59ZM130 52V51H129ZM162 52V51H161ZM166 51H164L163 52V54L165 53ZM181 52H184V51H181ZM231 52V51H230ZM234 52V51H233ZM244 52V51H243ZM249 52H250V50H249ZM248 52V53H249ZM251 52H252V50H251ZM255 52V51H254ZM33 53H34V51H33ZM32 53V54H33ZM42 53V52H41ZM128 53V52H127ZM167 53V52H166ZM241 53V52H240ZM256 53V52H255ZM29 54V53H28ZM35 54V53H34ZM39 54V53H38ZM47 54V53H46ZM107 54V53H106ZM169 54V53H168ZM174 54V53H173ZM246 54H247V52H246ZM250 54V53H249ZM30 55H31V53H30ZM37 55V54H36ZM35 55V56H36ZM42 55V54H41ZM41 55H39V56H41ZM55 55V54H54ZM185 55V54H184ZM198 55V54H197ZM248 55V54H247ZM262 55V54H261ZM260 55V56H261ZM34 56V55H33ZM43 56V55H42ZM41 56V58L40 59H44L45 58V56H44V58ZM50 56V55H49ZM61 56H62V52H61ZM168 56V55H167ZM250 56V55H249ZM257 56H259V55H257ZM37 57H38V55H37ZM47 58H49L48 56H46ZM161 57V56H160ZM183 57V56H182ZM244 57V56H243ZM242 57V58H243ZM34 58V57H33ZM33 58H31L32 60H33ZM39 58V57H38ZM52 59H53V57H51ZM50 58V59H51ZM81 58H83L82 56H81ZM246 57H244L243 59H245ZM253 58V57H252ZM261 59H262V57H260ZM46 59V58H45ZM49 59V60H50ZM77 59V58H76ZM75 59V60H76ZM80 59V58H79ZM84 59V58H83ZM163 59H165V57L163 58ZM251 59V58H250ZM258 59V58H257ZM47 60V59H46ZM74 60V61H75ZM162 60V59H161ZM175 60V61H174ZM254 60V59H253ZM37 61V60H36ZM40 61V60H39ZM50 61H52V60H50ZM130 61H132V60H130ZM254 61H256V60H254ZM258 61H260V60H258ZM256 62L258 65H259V63L260 62ZM264 61V60H263ZM263 61H262V63H263ZM30 62H32V61H30ZM34 62V61H33ZM41 62V61H40ZM39 62V63H40ZM78 62V61H77ZM128 62V61H127ZM136 62V61H135ZM140 62V61H139ZM140 62V63H141ZM240 62V61H239ZM245 62V61H244ZM38 63V62H37ZM39 63H38V66H39ZM44 63V62H43ZM47 63H50V62H47ZM52 63H53V61H52ZM248 63V62H247ZM246 63V64H247ZM251 63V62H250ZM253 63H255V62H253ZM262 63H260V64H262ZM21 64V63H20ZM31 64H33V63H31ZM51 64V63H50ZM104 64H107L108 65V63H104ZM104 64H103V66H104ZM241 64H242V62H241ZM252 64V63H251ZM23 68H24V66H26V65H24V62H23ZM44 65V64H43ZM49 65V64H48ZM255 65V64H254ZM253 65V67H255ZM258 65H256V66H258ZM21 66V65H20ZM20 66H18V67H20ZM33 66V65H32ZM241 66V65H240ZM261 66H263V64L261 65ZM260 66V67H261ZM29 67H31V66H29ZM107 67V66H106ZM242 67V66H241ZM13 68V67H12ZM12 68H10V69H12ZM17 68V67H16ZM22 68V69H23ZM240 68V67H239ZM238 68V69H239ZM243 68H245V67H243ZM257 69H258V67H256ZM19 69V68H18ZM32 69H34V68H32ZM102 69V68H101ZM104 69V68H103ZM107 69H109L108 67H107ZM255 69V68H254ZM26 70H27V68H26ZM39 70V69H38ZM106 70V69H105ZM196 70H200L202 73L204 72V74H202V75H204V77H201L202 79H198L197 81H194L193 80V76H192V74H193V72L194 71H196ZM246 70H247V68H246ZM250 70H252V69H250ZM36 71V70H35ZM245 71V70H244ZM243 70H238L237 71V73H235V74H237V75H235L236 76V78L235 79H233L232 78V80H233V85H232V87L233 86H239V85H241V86H243V87H245V91L246 92H249L250 93V90H254L255 91V95H257L258 96V94H256L257 92L259 93V92H261V87H264V76L263 77H261L260 78V76H259V78L258 79H254L253 77L254 76H256V72H252L250 75L248 74V73H246V72H244ZM247 71H249V70H247ZM258 71V70H257ZM261 71V68L259 69V71L258 72H260ZM11 72V71H10ZM233 72V71H232ZM195 74H197V73H195ZM202 75H200V76H202ZM232 75H234V74H232ZM250 76L252 79H250V78H247V76ZM197 76V75H196ZM199 76V75H198ZM128 78V79H129ZM196 79H197V77H196ZM248 79H250V80H248ZM231 83V82H230ZM28 85H29V83H28ZM227 85V84H226ZM125 85H119L118 87H121V89H123L122 87H124ZM241 86L239 87V89L241 88ZM74 87V86H73ZM117 87V86H116ZM226 87V86H225ZM224 87V88H225ZM7 88L8 87H6L5 89H6V91H7ZM21 88H23V87H21ZM27 88H29V86L27 87ZM2 89H4V87L2 88ZM1 88H0V97H1V99H2V97H4L3 95H5V96H7L6 94H8V93H6L5 94V92L2 90ZM4 89V90H5ZM11 89V88H10ZM13 89H15L14 87H13ZM66 89V88H65ZM118 89V88H117ZM120 89V88H119ZM119 89H118V91H119ZM120 89V90H121ZM234 89V88H233ZM19 90V89H18ZM24 90V89H23ZM62 90V89H61ZM60 90V91H61ZM238 90V89H237ZM247 90H249V91H247ZM260 90V91H259ZM9 91V90H8ZM11 91V90H10ZM32 91V90H31ZM57 91V90H56ZM74 91V90H73ZM114 91V90H113ZM226 91V90H225ZM240 91V90H239ZM11 92H13V91H11ZM10 92V93H11ZM20 92V91H19ZM16 92V90H15V92H14V96H30L31 94H30V92L29 91H22V92ZM36 92V91H35ZM41 92V91H40ZM57 92H59V91H57ZM61 92H63V91H61ZM67 92V91H66ZM72 92V91H71ZM71 92H70V94H71ZM103 92H105V91H103ZM124 92V91H123ZM220 92V91H219ZM229 92V91H228ZM231 92H232V90H231ZM238 92V91H237ZM39 93V91L37 92V93H33V96H32V98H34L35 99V101H40V103H43V105H44V100H46V96H44V94L45 93H43V95H41V93L40 94H38ZM56 93V92H55ZM67 93H69V92H67ZM67 93H65V94H67ZM74 93H76L77 94V92H74ZM102 93V92H101ZM112 94H113V92H111ZM118 93V92H117ZM122 93V91L120 92V94ZM224 92H222V93H220V94H223ZM54 94V92L52 93V95ZM57 94V93H56ZM106 94V93H105ZM119 94V93H118ZM126 94V93H125ZM214 94V95H215ZM239 94H240V92H239ZM252 94V93H251ZM11 95V94H10ZM58 95H60V93L58 94ZM69 95V94H68ZM106 95H108V94H106ZM113 95H116V93L115 94H113ZM123 95H124V93H123ZM235 95V94H234ZM238 95V94H237ZM9 96V95H8ZM30 96V97H31ZM109 96V95H108ZM117 96V95H116ZM218 96H220V95H218ZM224 96V95H223ZM228 96V95H227ZM240 96V95H239ZM244 95H242L241 96V98L243 97ZM264 96V95H263ZM10 97V96H9ZM8 97V98H9ZM51 97V96H50ZM77 97V96H76ZM107 97V96H106ZM102 97L103 98V101H104V98L105 99H109V97ZM111 97V96H110ZM215 97V96H214ZM248 97H250L249 95H248ZM259 97H261V95L259 96ZM11 98H12V96H11ZM11 98H9L10 100H11ZM17 98V97H16ZM49 98V97H48ZM52 98H53V96H52ZM56 98L57 97H55V101L53 100V102H57L56 101ZM66 98V97H65ZM64 98V100H66ZM69 98V97H68ZM115 98V97H114ZM230 98H231V96H230ZM236 98V97H235ZM240 98V97H239ZM256 98H258V97H255V99ZM5 99V98H4ZM112 99V98H111ZM116 99H117V97H116ZM215 99V98H214ZM220 99V98H219ZM227 99V98H226ZM229 99V98H228ZM228 99H227V101H228ZM251 99H252V97H251ZM14 100H15V98H14ZM59 100H61V99H59ZM71 100V99H70ZM79 100H81V102H82V105L84 106H89V105H93L94 103H95V100H93V99H87V98H83V97H80V99ZM115 100V99H114ZM117 100H119V99H117ZM222 100V99H221ZM230 100V99H229ZM241 99H239V101H240ZM247 100V99H246ZM254 100V99H253ZM258 101H259V99H257ZM263 100H264V98H263ZM61 101H63V100H61ZM69 101V100H68ZM100 101H102V99L100 100ZM226 101V102H227ZM233 101V100H232ZM4 102V101H3ZM10 102V101H9ZM13 102V101H12ZM59 102V101H58ZM110 102V101H109ZM116 102V101H115ZM224 102V101H223ZM234 102V101H233ZM247 102H249V101H247ZM261 102H262V100H261ZM264 102V101H263ZM15 103V102H14ZM23 103V102H22ZM26 102H24L23 104H25ZM48 103H50V102H48ZM114 103V102H113ZM117 103V102H116ZM237 103V102H236ZM244 102H242V104H243ZM250 103V102H249ZM252 103V102H251ZM250 103V104H251ZM258 103H260V101L258 102ZM6 104H7V102H6ZM11 104H13V103H11ZM11 104H10V106H11ZM16 104V103H15ZM15 104H13V105H15ZM18 105H19V107L18 108H20V104L19 103H17ZM37 104H38V102H37ZM47 104V103H46ZM101 104H103V102L101 103ZM32 105V104H31ZM39 105V104H38ZM57 105V104H56ZM200 105V104H199ZM203 105V104H202ZM240 105V104H239ZM249 105V104H248ZM254 105V104H253ZM258 105V104H257ZM3 106V105H2ZM24 106V108L25 107H29V105L26 103L25 105H22V107ZM60 106V105H59ZM68 106V105H67ZM73 106H75V105H73ZM79 106V105H78ZM237 106V105H236ZM243 106V105H242ZM245 106H246V104H245ZM252 106V105H251ZM9 107V106H8ZM15 107V106H14ZM21 107V108H22ZM32 107V106H31ZM44 107V106H43ZM61 107V106H60ZM63 107H65V106H63ZM116 107V106H115ZM235 107V106H234ZM11 108H13L12 106H11ZM41 108V107H40ZM59 108V107H58ZM73 108V107H72ZM194 108V107H193ZM203 108V107H202ZM242 108V107H241ZM248 108H250V107H248ZM251 108H253L254 109V107H251ZM1 109H3V107L2 108H0V110ZM5 109H6V106H5ZM23 109V108H22ZM31 109V108H30ZM32 109H34V108H32ZM47 109V112L49 113V114H55V113H58V110H57V112H56V110H55V105L53 104V103H50V104H48V105H46V107H45V110ZM195 109H193L194 111L193 112H195L196 113V111H195ZM225 109V108H224ZM243 109V108H242ZM11 110V109H10ZM13 110V109H12ZM15 110V109H14ZM19 110V109H18ZM17 110V107H16V111H18ZM29 110V109H28ZM27 110V111H28ZM77 110V109H76ZM114 110V109H113ZM229 110V109H228ZM3 111H4V109H3ZM15 111V112H16ZM25 111V110H24ZM30 111V110H29ZM28 111V112H29ZM33 111V110H32ZM32 111H30V113L32 112ZM203 111V110H202ZM209 111V110H208ZM221 111H222V109H221ZM224 111V110H223ZM226 111V110H225ZM236 111V110H235ZM241 111V110H240ZM242 111H244V109L242 110ZM251 111V110H250ZM249 111V112H250ZM253 111V110H252ZM251 111V112H252ZM255 111H256V109H255ZM254 111V112H255ZM257 111H259V110H257ZM256 111V114H254L255 115V118L256 119H248V117L249 116H251V115H249L246 119H248V122L247 123H245L244 125H238V126H235L234 128H232L231 130H230V132H229V139H227L228 140V142H227V140L225 139V141L229 144V146H230V149L232 148L233 149V147H235L236 146V143H237V141L238 140H240V139H256L255 138V136L256 137H258V139L260 138V140L261 141H259V142H263L262 144H264V107H263V110H260L259 112H257ZM6 112H7V110H6ZM21 112H22V110H21ZM21 112H19V113H21ZM43 112H44V109H43ZM110 112H113V111H110ZM109 112V113H110ZM174 112H175V114H174ZM177 112L179 113L178 115H179V117H177ZM192 112V113H193ZM231 112H232V110H231ZM4 113V112H3ZM18 113V112H17ZM22 113H24V112H22ZM22 113H21V115H22ZM34 113H35V111H34ZM33 113V114H34ZM38 113V112H37ZM36 113V114H37ZM42 113V112H41ZM60 113H62V112H60ZM77 113V112H76ZM114 113H115V110H114ZM117 113V112H116ZM200 113V112H199ZM204 113V112H203ZM236 113V112H235ZM245 113H247V112H245ZM6 114V113H5ZM28 114V113H27ZM27 114H26V117H28L27 116ZM44 114V113H43ZM47 114V113H46ZM63 114V113H62ZM101 114V113H100ZM111 114H113V113H110V115ZM121 114V115H122ZM240 114V113H239ZM10 115H13V114H10ZM17 115V114H16ZM23 115H25V114H23ZM30 115V114H29ZM45 115V114H44ZM77 115V114H76ZM115 115V114H114ZM118 115V114H117ZM172 115H174L173 117H171ZM201 115V114H200ZM208 115V114H207ZM210 115V114H209ZM211 115H212V113H211ZM218 115H219V113H218ZM221 115V114H220ZM241 115V114H240ZM248 115V114H247ZM18 116H19V114H18ZM38 116V115H37ZM58 116V115H57ZM59 116H61V115H59ZM243 117L245 116V115H242ZM5 117V116H4ZM6 117H8L7 115H6ZM20 117V116H19ZM22 117H24V116H22ZM21 117V118H22ZM32 117V116H31ZM34 117V116H33ZM44 117V116H43ZM112 117H114V116H112ZM117 117V116H116ZM222 117V116H221ZM234 117V116H233ZM246 117V116H245ZM254 117V116H253ZM9 118V117H8ZM13 118V117H12ZM17 116H16V120H17ZM25 118V117H24ZM29 118H30V116H29ZM51 118V117H50ZM120 117H118L117 119H119ZM217 118V117H216ZM225 118V117H224ZM252 118V117H251ZM15 119V118H14ZM23 119V118H22ZM28 119V118H27ZM44 119L46 120V119H48L49 120V116H47V117H45V118H37V117H34V118H32V121L34 122V123H36V124H39V126H43V124L44 123H47V122H45L44 121ZM113 119V118H112ZM243 119V118H242ZM245 119V120H246ZM0 120H1V118H0ZM19 120V119H18ZM21 120V119H20ZM19 120V121H20ZM48 120H46V121H48ZM80 120V121H79ZM96 120V119H95ZM115 120V119H114ZM120 120V119H119ZM118 120V121H119ZM177 120L178 121H180V122H177ZM201 120V119H200ZM221 120V119H220ZM225 120V119H224ZM231 120V119H230ZM240 120V119H239ZM252 120V121H251ZM7 121V120H6ZM5 121V122H6ZM8 121H10L9 119H8ZM7 121V122H8ZM23 121H24V119H23ZM25 121H26V118H25ZM29 121H30V119H29ZM113 121V120H112ZM111 121V122H112ZM203 121V120H202ZM238 121V120H237ZM241 121V120H240ZM12 122V121H11ZM10 122V123H11ZM14 122H15V120H14ZM16 122H18V121H16ZM31 122V121H30ZM32 122V123H33ZM50 122H52V121H50ZM212 122V121H211ZM233 122H235V121H233ZM28 123V122H27ZM33 123V124H34ZM53 123V122H52ZM58 123V122H57ZM127 123H129V125H127ZM200 123V122H199ZM213 123V122H212ZM238 123H241V122H237V124ZM5 124V123H4ZM35 124V125H36ZM50 124V123H49ZM106 124H107V122H106ZM201 124V123H200ZM204 124V123H203ZM221 124V123H220ZM235 124V123H234ZM12 125H14V124H12ZM17 125V124H16ZM24 125H26L25 123H24ZM45 126L47 125V124H44ZM152 126V128L150 129V128H147V127H149V126ZM192 125H194L195 127L193 128L192 127ZM202 125V124H201ZM200 125V126H201ZM214 125H216V124H214ZM3 126V125H2ZM9 126V125H8ZM7 126V127H8ZM22 126V125H21ZM37 126V125H36ZM45 126H43V127H45ZM47 126H49V125H47ZM106 126V125H105ZM203 126V125H202ZM206 126V125H205ZM208 126V125H207ZM212 126V125H211ZM217 126H218V124H217ZM226 126H228L227 124H226ZM13 127V126H12ZM19 127H20V124H19ZM38 127V126H37ZM221 127V126H220ZM14 128V127H13ZM23 128V127H22ZM25 128H27V126H25L24 127V129ZM190 128H191V130H190ZM200 128V129H199ZM224 128V127H223ZM231 128V127H230ZM6 129V128H5ZM8 129V128H7ZM6 129V130H7ZM15 129V128H14ZM16 129H18V128H16ZM29 129V128H28ZM224 129H226V128H224ZM1 130V129H0ZM25 130H27V129H25ZM206 131H207V129H205ZM217 130H219V128L218 127H214L212 130H211V134H213V133H215ZM4 131V130H3ZM22 131V130H21ZM220 131V130H219ZM218 131V132H219ZM10 132V131H9ZM8 132V133H9ZM12 132V131H11ZM20 132V131H19ZM15 132L13 131V133H11V135L12 134H14ZM31 134V133H30ZM80 134V133H79ZM86 134V135H87ZM9 135V134H8ZM28 134H26V136H27ZM78 135V134H77ZM207 135H208V133H207ZM224 135V134H223ZM222 135V136H223ZM4 136H6V135H4ZM21 136V135H20ZM19 136V137H20ZM117 136V135H116ZM219 136H221L220 134H219ZM24 137V136H23ZM29 137V136H28ZM33 137V136H32ZM86 137V136H85ZM177 137H179L181 140H180V142H178V145L175 143V145L176 146H178L177 147V152H176V159H173V161H172V163H167V164H164L165 162L163 161V159L162 158H164V157H162L163 155H164V153L165 152H163L162 151V148L164 147V145L165 144H169V146L171 145V143L174 141L175 142V140L174 139H177ZM254 137V138H253ZM5 138V137H4ZM8 138H10V137H8ZM17 139H19L18 137H16ZM26 138V140H28V138L27 137H25ZM34 138V137H33ZM87 138H88V136H87ZM107 138V137H106ZM105 138V139H106ZM117 138V137H116ZM215 138V137H214ZM213 138V139H214ZM222 138V137H221ZM1 139V138H0ZM5 140V139H4ZM73 140H75L76 142H78V143H84L85 142V140H87L86 138L84 139L83 137H81V138H74ZM211 140V139H210ZM217 140V139H216ZM6 141V140H5ZM16 141V140H15ZM14 141V142H15ZM30 142H31V140H29ZM114 141V142H115ZM178 141V140H177ZM252 141V140H251ZM257 141V142H258ZM35 142H36V140H35ZM255 142H256V140H255ZM110 143V142H109ZM108 143V144H109ZM218 143V142H217ZM220 143V142H219ZM250 143V142H249ZM86 145H88L89 143H88V141H87V143H85ZM107 144V145H108ZM23 145H25L24 143H23ZM31 145V144H30ZM34 145V144H33ZM43 145V144H42ZM38 146H39V144H38ZM47 146V145H46ZM50 146V145H49ZM85 146V145H84ZM106 146V145H105ZM168 146V145H167ZM51 147V146H50ZM63 147V146H62ZM87 147H89V145L87 146ZM172 147V146H171ZM174 147V146H173ZM20 148V147H19ZM18 148V149H19ZM44 148V147H43ZM45 148H49L48 146L47 147H45ZM90 148H92V147H90ZM167 148V147H166ZM204 148V147H203ZM263 148V147H262ZM20 149H25V148H20ZM34 148H32V150H33ZM42 149V148H41ZM62 149V148H61ZM63 149H65V148H63ZM170 149H174V148H170ZM14 150H16V149H14ZM26 150V149H25ZM24 150V151H25ZM90 150H92V149H90ZM90 150L89 149H84L83 148V150H81L80 152H78V157L80 158V159H78V160H75L74 162H72V163H63L62 162V165H61V167H59L60 169H59V171H58V173H60V174H62V175H66V176H68V174L71 172L70 170L71 169H74V170H77L78 168H82V165L81 164H86V163H91L90 162V160H91V157H90ZM95 150V149H94ZM93 150V151H94ZM164 150H165V148H164ZM167 150V149H166ZM169 150V149H168ZM176 150V149H175ZM35 151H37V150H35ZM34 151V152H35ZM39 151H40V149H39ZM195 151V152H196ZM263 151V150H262ZM261 151V152H262ZM32 152V151H31ZM42 152V151H41ZM40 152V153H41ZM46 152H47V149H46ZM49 152H51L50 151V148L48 149V152L47 153H49ZM53 152V151H52ZM62 152V151H61ZM96 152V151H95ZM167 152V151H166ZM174 152V153H175ZM194 152V151H193ZM260 152V153H261ZM43 153V152H42ZM41 153V154H42ZM45 153V152H44ZM54 153V152H53ZM64 153H66V152H64ZM128 153H126L127 155H128ZM25 154H28V153H25ZM29 154H30V152H29ZM28 154V155H29ZM32 154H33V152H32ZM37 154V153H36ZM36 154H35V156H36ZM50 154V153H49ZM52 154V153H51ZM56 154V153H55ZM63 154V153H62ZM77 154V153H76ZM187 154V153H186ZM12 155H14L13 153H12ZM23 155V154H22ZM21 155V156H22ZM39 155V154H38ZM44 155V154H43ZM91 155H92V153H91ZM167 155V157H168V153L166 154ZM170 155V154H169ZM188 156H189V154H187ZM264 155V154H263ZM41 156V155H40ZM54 156V155H53ZM53 156H51V157H53ZM63 156H65V155H63ZM165 156V155H164ZM200 156V155H199ZM25 157H26V155H25ZM38 157V156H37ZM43 157V156H42ZM41 157V158H42ZM46 157V156H45ZM77 157V158H78ZM171 157V156H170ZM24 158V157H23ZM33 158V157H32ZM63 158V157H62ZM76 158V159H77ZM140 158V157H139ZM144 158V157H143ZM172 158V157H171ZM174 158V157H173ZM193 158V157H192ZM197 158V157H196ZM17 159V158H16ZM18 159H22V158H18ZM28 159V158H27ZM35 159V158H34ZM44 159V158H43ZM59 159H61V158H59ZM93 159V158H92ZM152 159H154V160H152ZM185 159H187V158H185ZM261 159H263L262 157H261ZM261 159H260V163H261ZM26 160V159H25ZM29 160V159H28ZM27 160V161H28ZM32 160V159H31ZM136 160H137V158H136ZM140 160V159H139ZM144 160V159H143ZM172 160V159H171ZM188 160H189V158H188ZM187 160V161H188ZM195 160V159H194ZM44 161V160H43ZM49 161V160H48ZM135 161V160H134ZM142 161V160H141ZM145 161V160H144ZM148 161V162H149ZM151 161H153L152 163H151ZM185 161V160H184ZM24 162V161H23ZM39 162V161H38ZM37 162V163H38ZM42 161H40V163H41ZM137 161H135V163H136ZM139 162V161H138ZM147 162V161H146ZM190 162V161H189ZM193 162V161H192ZM14 163H17V162H14ZM30 163H33V162H30ZM29 163V164H30ZM47 163V162H46ZM50 163V162H49ZM59 163V162H58ZM57 163V164H58ZM132 163V162H131ZM130 163V164H131ZM186 163V162H185ZM259 163V164H260ZM23 164V163H22ZM45 164V163H44ZM129 164V165H130ZM137 164V163H136ZM142 164V163H141ZM19 165H21V164H19ZM35 166H36V162H35V164H34ZM34 165H32V164H30V166H34ZM132 165V164H131ZM182 165H184V164H182ZM5 166H7L8 167V165H5ZM11 166H15V165H11ZM25 166H26V164H25ZM40 166V165H39ZM45 166V165H44ZM49 166H51V164L50 165H48V167H45L44 169L47 171V169L46 168H48V169H50L49 168ZM85 166V165H84ZM90 166V165H89ZM118 166H120V165H118ZM122 166V165H121ZM134 166V165H133ZM135 166H137V165H135ZM186 166V165H185ZM28 167H29V165H28ZM41 167H43V166H40L39 168H37V166L35 167V169L33 170V171H28V172H26V175H25V177H24V179L23 178H21V180L18 178V180L16 181V184L17 185H19V186H21V185H28V183L30 182V180L33 178V177H35L36 176V179L37 178H39V177H37V176H39V174H41L44 170H42V168ZM53 167V166H52ZM55 167V166H54ZM124 167V166H123ZM123 167H122V169H123ZM128 167V166H127ZM130 167V166H129ZM182 167V166H181ZM4 168H5V170H7L8 168H6V167H3V171L2 172H4L5 170H4ZM30 168H32V167H30ZM37 168V169H36ZM85 168V167H84ZM120 168V167H119ZM11 169V168H10ZM9 169V170H10ZM24 168H22V170H23ZM26 169V168H25ZM24 169V170H25ZM184 169V168H183ZM250 169V168H249ZM259 169V168H258ZM21 170V171H22ZM82 170V169H81ZM84 170V169H83ZM188 170V169H187ZM0 171V172H1ZM51 171H53V169L51 170ZM51 171H49L48 173H51ZM102 171V170H101ZM100 171V172H101ZM113 171V170H112ZM119 171H122V170H119ZM118 171V172H119ZM186 171V170H185ZM263 171V170H262ZM23 172V171H22ZM55 172V171H54ZM83 172V171H82ZM108 172V171H107ZM177 172V173H178ZM250 172V171H249ZM46 174V175H50V174ZM160 173V172H159ZM0 174H2V173H0ZM3 174H6V173H3ZM9 174V173H8ZM8 174H6V176L8 175ZM38 174V175H37ZM43 174V173H42ZM41 174V175H42ZM71 174H75V173H73V172H71ZM70 174V175H71ZM81 174V173H80ZM85 174V173H84ZM122 173L120 174V175H123ZM166 174V173H165ZM249 174V173H248ZM18 175L19 174H17V177H18ZM22 175V174H21ZM24 175V174H23ZM100 175V174H99ZM113 175V174H112ZM114 175H115V173H114ZM117 175V174H116ZM168 175V174H167ZM169 175H171V174H169ZM174 174H172V176H173ZM182 175V174H181ZM180 175V176H181ZM53 176H54V174H53ZM75 176V175H74ZM80 176H83V175H80ZM102 176H103V174H102ZM123 176H125V175H123ZM131 176V175H130ZM151 176V175H150ZM155 176V175H154ZM156 176H158V174L156 175ZM196 176V175H195ZM5 177V176H4ZM11 177H12V175H11ZM42 177V176H41ZM44 177H47V176H44ZM55 177V176H54ZM57 177V176H56ZM59 177V176H58ZM85 177V176H84ZM90 176H88V178H89ZM99 177V176H98ZM103 177H105V176H103ZM108 177V176H107ZM127 177V176H126ZM164 177V176H163ZM162 177V178H163ZM1 178V177H0ZM6 178V177H5ZM10 178V177H9ZM51 178H53V177H51ZM50 178V179H51ZM80 178V177H79ZM87 178V177H86ZM96 178V177H95ZM123 178V177H122ZM148 178V177H147ZM152 178V177H151ZM150 178V179H151ZM161 178V179H162ZM1 179H3V177L1 178ZM7 179V178H6ZM33 179H35V178H33ZM36 179L35 180H33L34 182L36 181ZM45 179V178H44ZM43 179V180H44ZM55 179V178H54ZM53 179V180H54ZM61 179V178H60ZM63 179V178H62ZM70 179V178H69ZM74 179H76V178H74ZM92 179V178H91ZM104 179V178H103ZM102 179V180H103ZM125 179V178H124ZM150 179H149V181H150ZM158 179H159V177H158ZM166 179V178H165ZM198 179V178H197ZM3 180H5V179H3ZM11 180H12V178H11ZM15 180V179H14ZM42 180V181H43ZM68 180V179H67ZM66 180V181H67ZM71 180H73V179H71ZM127 180H128V178H127ZM138 180V179H137ZM143 180V179H142ZM8 181V180H7ZM49 181V180H48ZM51 181V180H50ZM63 181V183L65 182V180H61V182ZM77 181V182H76ZM99 181V180H98ZM113 181V180H112ZM144 182H145V180H143ZM169 181V180H168ZM171 182H174L173 180H170ZM9 182H11L10 181V179H9ZM41 182V181H40ZM46 182V181H45ZM51 182H53V181H51ZM57 182H59V180H54V184H44L43 186V188H42V190L41 191H39V192H43V193H45V194H47L48 193V190H58V188H60L61 187V189L63 188V185L64 184H62V185H56V183ZM70 182V181H69ZM103 182H105V180L103 181ZM129 182V181H128ZM127 182V183H128ZM148 182V181H147ZM158 182V181H157ZM155 183V184H153L154 186H156V187H159V185H158V183ZM177 182V181H176ZM1 183H2V181H1ZM38 183V182H37ZM50 183V182H49ZM60 183V182H59ZM86 183H87V181H82V180H75V181H73L72 182V187L73 186H77V187H79V188H81V187H84V186H86ZM98 183V182H97ZM96 183V184H97ZM102 183V182H101ZM114 183V182H113ZM112 183V184H113ZM122 183V182H121ZM125 183H126V181H125ZM140 183V182H139ZM143 183V182H142ZM163 183V182H162ZM164 183H166L165 181H164ZM178 183V182H177ZM30 184V183H29ZM42 184V183H41ZM115 184V183H114ZM129 184V183H128ZM133 184V183H132ZM151 185H152V183H150ZM174 184V183H173ZM1 185V184H0ZM14 185V184H13ZM11 186L10 184L9 185H7L8 187H13V190H14V186ZM32 185H33V183H32ZM36 185V184H35ZM68 185V184H67ZM93 185V184H92ZM100 185V184H99ZM115 185H118V183H116ZM115 185H113V186H115ZM131 185V184H130ZM162 185V184H161ZM165 185H167V184H165ZM180 185V183H178V186ZM2 186H4V184L3 185H1V187L0 188H2ZM30 186V185H29ZM36 186H38V185H36ZM59 186V187H58ZM65 186V185H64ZM101 186H104V184L103 185H101ZM107 185H105V189L104 188H102V187H100V189H99V191H97V194H95V195H98L99 196V199H100V197L101 198H103L104 196H107L108 195V193L109 192H107V190H106V187ZM109 186V185H108ZM111 186V185H110ZM141 186V187H140ZM139 187H133V185L131 186V187H128V188H125L124 189V197L121 199H115V200H113L112 201V203L111 204H108V203H106V205L103 207L104 208V210L105 209H107V208H111L112 209V212L114 211V213H115V216H114V218L115 219H117V220H120L121 222V224H123L122 226H123V228H121L123 231H125L126 233H129V234H131V239L129 240V242L128 243H126L127 245H120V244H118V245H116V247H117V249L115 250L116 251V254H115V261H116V264H191V263H193V261L195 260L194 259V256H193V254H194V252H192V251H188V254H191L190 256L188 255H186V256H184V254H183V252H181L182 251V249H183V246L187 243V241L189 240V239H192V240H194L195 239V237H196V239L197 238H199L200 236H198V235H200V234H202V233H197L196 231H199L200 232V230H202V229H204L205 228V226H204V228L202 227V226H199L198 225V222H199V219L201 220L202 219V216L200 217V215L199 214H201V212L203 211L202 210V204L201 203H197V201L195 202L196 204H197V206L195 207V209H190V207L188 206V203H190V201H191V199L190 200H188V198H190V197H188L187 196V194H189L188 192H187V189L185 190L184 189V191L182 192V190H181V186L180 187H178V186H176V187H171V188H169L168 187V189L167 188H163L164 189V191H161V193L160 192H158V191H160V189L159 190H155L154 188H152L151 186H147L146 184L144 185V184H142V185H140ZM168 186V185H167ZM185 186V185H184ZM188 186V185H187ZM5 187V186H4ZM26 187V186H25ZM25 187H19L20 189L22 188L23 190L24 189H26ZM31 187V186H30ZM35 187V186H34ZM40 187H42V185H40ZM67 187H69V185L67 186ZM72 187H70V188H72ZM118 187V186H117ZM121 187V186H120ZM163 187V186H162ZM95 188V187H94ZM116 188V187H115ZM184 188V187H183ZM187 188H189V187H187ZM3 189V188H2ZM12 189V188H11ZM31 189V188H30ZM35 189H36V187H35ZM39 189V188H38ZM110 189V188H109ZM111 189H114V188H111ZM12 190V191H13ZM27 190H29V188H27ZM32 190V189H31ZM63 190V189H62ZM118 190V189H117ZM250 190V189H249ZM248 189H247V187H246V184L245 185H243V186H239V185H237V186H234L233 188H231L230 189V192L231 193H233V194H240V193H242V192H247V191H249ZM9 191V190H8ZM22 191V190H21ZM59 191H61V190H59ZM76 191V190H75ZM119 191H120V189H119ZM122 191V190H121ZM189 191V190H188ZM194 191V190H193ZM7 192V191H6ZM19 192V191H18ZM54 192V191H53ZM74 192V191H73ZM162 192H164V193H162ZM250 192H251V190H250ZM257 192V191H256ZM255 192V193H256ZM5 193V192H4ZM23 193V192H22ZM31 193V192H30ZM35 193V192H34ZM62 193H64V192H62ZM258 193H261V192H258ZM263 193H264V191H263ZM3 194V193H2ZM8 194V193H7ZM6 194V195H7ZM10 194H13V193H11L10 192ZM25 194V193H24ZM33 194V193H32ZM39 194V193H38ZM55 194V193H54ZM61 194V193H60ZM118 194V193H117ZM121 194H122V192H121ZM145 194V198H143V199H145L144 201H143V204H141V206H142V208H146V206H147V208H146V210L147 211H145L144 209V211L145 212H147L146 214H143V211H141V210H139L138 209V203H137V199L140 197V195H141V197L143 196ZM192 195H193V193H191ZM195 194V193H194ZM6 195H5V197H6ZM14 195V194H13ZM34 195V194H33ZM37 194H35L34 196H36ZM56 195V194H55ZM57 195H59V194H57ZM56 195V196H57ZM190 195V194H189ZM256 195V194H255ZM1 196V195H0ZM4 196V195H3ZM2 196V197H3ZM47 196V195H46ZM97 196V197H98ZM112 196V195H111ZM120 196V195H119ZM123 196V195H122ZM47 197H49V196H47ZM58 197V196H57ZM56 197V198H57ZM66 197V196H65ZM70 197V196H69ZM72 197V196H71ZM114 196H112V198H113ZM116 197V196H115ZM239 197V196H238ZM33 198V197H32ZM56 198H55V200H56ZM61 198V197H60ZM83 198V197H82ZM10 199H13L14 200V202H17L18 201V204L20 203L21 205L22 204H24L25 203V199H26V196L25 195H21V193H20V195H17V196H13V197H10ZM35 199V198H34ZM38 199V198H37ZM41 199H43L44 200V197L43 198H41ZM58 199V198H57ZM71 199V198H70ZM94 199V198H93ZM142 199V198H141ZM141 199H138V200H140L141 201ZM142 199V200H143ZM185 199V201H184V204H182V200H184ZM0 200H2V199H0ZM9 200V199H8ZM17 200V201H16ZM27 200V199H26ZM67 200V199H66ZM105 200H107V199H105ZM104 200V201H105ZM5 201V200H4ZM33 201V200H32ZM46 201V200H45ZM65 201V200H64ZM95 201V200H94ZM108 201V200H107ZM139 201V202H140ZM216 201V200H215ZM235 201V200H234ZM234 201H231V202H234ZM238 201V200H237ZM44 202V201H43ZM78 202V201H77ZM80 202H82V201H79V203ZM111 202V201H110ZM192 202V201H191ZM193 202H194V199H193ZM192 202V203H193ZM199 202V201H198ZM208 202V201H207ZM211 202V201H210ZM217 202V201H216ZM216 202L214 203V204H216ZM3 203V202H2ZM1 203V204H2ZM10 203V202H9ZM31 203H33V202H31ZM39 203V202H38ZM47 203V202H46ZM51 203H52V201H51ZM142 203V202H141ZM206 203V202H205ZM220 203V202H219ZM225 203V202H224ZM254 203V202H253ZM28 204H29V202H28ZM27 203H26V205H28ZM37 204V203H36ZM44 204V203H43ZM60 204V203H59ZM61 204H62V201H61ZM81 204V203H80ZM209 204V203H208ZM214 204H213V207H215L214 206ZM221 204V203H220ZM236 204V203H235ZM249 204V203H248ZM248 204L247 203H244V201L242 202V200H240V201H238L237 202V206L238 207H236V206H234V208H233V206H231L230 205V207H229V210H228V216H229V220L231 221V222H233L234 223V225H235V228L239 231V233H238V236L236 237V238H234V239H230L231 240V244H233V246H234V251H235V254H236V257L232 260V262L230 263V264H264V251L263 250H261V246L262 247H264L263 246V244H262V242H264V213L263 212H261V211H259V208L257 207V206H253L252 204V209H249L248 208ZM3 205V204H2ZM2 205L0 206V211L3 213V217H5V218H7L8 220H13V219H18V220H20V221H22V222H25V220H26V218H28V216H27V214H26V212H23V211H16V210H14V209H12V210H10V209H3L2 208ZM7 205V204H6ZM10 205H11V203H10ZM16 205V204H15ZM34 205V204H33ZM38 205H40V204H38ZM53 205H55V204H53ZM63 205V204H62ZM218 205V204H217ZM222 205V204H221ZM9 206V205H8ZM8 206H7V208H8ZM18 206V205H17ZM43 206H45V204L43 205ZM59 206H61V205H59ZM96 206V205H95ZM195 206V205H194ZM193 206V207H194ZM211 206V205H210ZM225 206V205H224ZM245 206H247V209L246 208H244ZM6 207V206H5ZM26 207V209L25 210H31L32 209V206H25ZM34 207V206H33ZM56 207V206H55ZM208 207V206H207ZM220 207V206H219ZM17 208V207H16ZM35 208H36V206H35ZM35 208H34V210H35ZM45 208V207H44ZM43 208V209H44ZM66 208V207H65ZM65 208H64V210H65ZM141 208V209H142ZM204 208H205V205H204ZM227 208V207H226ZM40 209V208H39ZM46 209V208H45ZM196 209H198V211L197 212H195L196 211ZM201 209V210H200ZM208 209V208H207ZM220 209V208H219ZM224 209V208H223ZM24 210V209H23ZM67 210V209H66ZM65 210V212H67L66 214H67V219H68V211L70 210H68V211H66ZM133 210V211H132ZM209 210V209H208ZM216 210H218V209H216ZM27 211V212H28ZM38 211H40V210H38ZM44 211V210H43ZM43 211H42V214H43ZM46 211H48V210H46ZM61 211V210H60ZM60 211H59V214H60ZM103 211V210H102ZM201 211V212H200ZM214 211V210H213ZM220 211V210H219ZM221 211H223V210H221ZM36 212V211H35ZM62 212V211H61ZM97 212V211H96ZM100 212V211H99ZM144 212V213H145ZM205 212V211H204ZM204 212H203V214H204ZM210 212V211H209ZM29 213V212H28ZM101 213V212H100ZM210 213H212V212H210ZM32 214V213H31ZM40 214V213H39ZM54 214V213H53ZM62 214H64V213H61V216H62ZM70 214V213H69ZM97 214V213H96ZM206 214V213H205ZM204 214V215H205ZM225 214V213H224ZM49 215V214H48ZM47 215V216H48ZM72 215V214H71ZM86 215V214H85ZM103 215V214H102ZM216 215V214H215ZM27 216V217H26ZM30 216V215H29ZM33 216V215H32ZM80 216V215H79ZM218 216V215H217ZM225 216H227L226 214H225ZM41 216H38V218H40ZM44 217H46V216H44ZM49 217V216H48ZM54 217V216H53ZM66 217V216H65ZM64 217V218H65ZM76 217V216H75ZM74 217V218H75ZM203 217H205V216H203ZM220 216H218V218H219ZM31 218V217H30ZM33 218V217H32ZM62 218H63V216H62ZM70 218V217H69ZM73 218V217H72ZM80 218V217H79ZM226 218V217H225ZM253 218H256V221H254L253 220ZM36 218H33V220H35ZM44 219V218H43ZM42 219V220H43ZM81 219V218H80ZM109 219H111V218H109ZM192 219H194V220H192ZM209 219V218H208ZM221 218H219V220H220ZM38 220V219H37ZM41 220V221H42ZM45 220V219H44ZM49 220V219H48ZM113 220V219H112ZM111 220V221H112ZM129 220H132V221H136L135 223L133 222V223H129ZM226 220V219H225ZM57 220L55 219V222H56ZM60 221V220H59ZM73 221V220H72ZM78 221V220H77ZM91 221V220H90ZM94 221V220H93ZM93 221H92V223H93ZM100 221V220H99ZM28 222V221H27ZM75 222V221H74ZM81 222V221H80ZM95 222V221H94ZM106 222V221H105ZM105 222H100L99 224L98 223H94V224H92L91 226L92 227H94V229L97 231V233L99 232L100 233V230L101 229H106V224H105ZM113 222H115V221H113ZM212 222V221H211ZM210 222V223H211ZM214 222V221H213ZM36 224H34V226H32V227H30L28 224H26V225H23V227L21 228L23 231H21V235H22V237H23V235H25L26 233H32L33 232V234H35L36 235V237L38 236L37 234L39 233V236L41 235V232H39V231H37V229H41V225H43V224H38L39 222H35ZM43 223V222H42ZM54 223V222H53ZM52 223V224H53ZM73 223V222H72ZM117 223V222H116ZM202 223V222H201ZM60 224H61V222H60ZM68 224V223H67ZM85 224V223H84ZM91 224V223H90ZM119 224V223H118ZM120 224V225H121ZM164 226H163V225ZM64 225V224H63ZM83 225V224H82ZM86 225H87V223H86ZM85 225V226H86ZM161 225H162V227H161ZM47 226V225H46ZM50 226H51V224H50ZM78 226V225H77ZM81 226V225H80ZM176 226H178V228L176 227ZM71 227V226H70ZM5 228V227H4ZM14 230H16V226H13L12 227ZM44 228H46V227H44ZM56 228V227H55ZM77 228H79V227H77ZM81 228V227H80ZM83 228V227H82ZM86 228V227H85ZM109 228V227H108ZM119 228V227H118ZM93 229V228H92ZM104 229V230H105ZM120 229V228H119ZM36 230V231H35ZM48 230V229H47ZM58 230V229H57ZM77 230V229H76ZM87 230H88V228H87ZM205 230V233H206V228L204 229ZM5 231H7V230H5ZM20 231V230H19ZM18 231V232H19ZM50 231V230H49ZM52 231V230H51ZM50 231V232H51ZM61 231V230H60ZM59 231V232H60ZM70 231V230H69ZM86 231V230H85ZM121 231V230H120ZM203 231V230H202ZM1 232H3V231H1ZM14 232V231H13ZM43 232V231H42ZM48 232V231H47ZM50 232H49V234H50ZM64 232V231H63ZM71 232V231H70ZM82 232H83V230H82ZM7 233V232H6ZM15 233V232H14ZM24 233V234H23ZM107 233V232H106ZM8 234V233H7ZM46 234V233H45ZM54 234V233H53ZM67 234V233H66ZM69 234H71V233H69ZM72 234H74V233H72ZM71 234V235H72ZM77 234V233H76ZM79 234V233H78ZM87 234V233H86ZM89 234V233H88ZM87 234V236H89ZM21 235H19V236H21ZM44 235V234H43ZM51 235V234H50ZM59 235H60V233H59ZM58 235V236H59ZM75 235V234H74ZM84 235V232L82 233V236ZM93 235V234H92ZM124 235V234H123ZM203 235V234H202ZM201 235V236H202ZM18 236V235H17ZM17 236H15V238L17 237ZM26 236H29V235H27L26 234ZM38 236V237H39ZM48 236V235H47ZM53 237H58V236H55V235H52ZM94 236V235H93ZM106 236V235H105ZM122 236V235H121ZM126 236V235H125ZM205 235H203V237H204ZM206 236H208L207 234H206ZM210 236V235H209ZM208 236V238H210ZM30 237V236H29ZM35 237V238H36ZM69 237H70V235H69ZM68 237V238H69ZM74 237V236H73ZM73 237L71 236V239L73 240ZM123 237V236H122ZM14 238V235L13 236H6L5 234H1V236H0V242H4V244L5 243H11V242H15V239ZM41 238H44V237H41ZM59 238V237H58ZM68 238H67V240H68ZM117 238V237H116ZM120 238V237H119ZM126 238V237H125ZM57 239V238H56ZM66 239V238H65ZM71 239L70 240H68L69 241V243H72V241H71ZM89 239H91V238H89ZM109 239V238H108ZM124 239V238H123ZM200 239V238H199ZM199 239H198V241H199ZM205 239V238H204ZM206 239H207V237H206ZM205 239V240H206ZM21 240H22V238H21ZM30 240H32V239H30ZM43 240V239H42ZM53 240H54V238H53ZM58 240H61V238L60 239H57V241ZM75 240V239H74ZM82 240H84V239H82ZM118 240V239H117ZM203 240V239H202ZM50 241V240H49ZM55 241V240H54ZM57 241H56V243H57ZM66 241V240H65ZM68 241H67V243L66 244H68ZM71 241V242H70ZM204 241V240H203ZM22 243H23V241H21ZM27 242V241H26ZM26 242H24V243H26ZM32 243H35L34 241H31ZM47 242V241H46ZM74 242V241H73ZM81 242V241H80ZM83 242V241H82ZM117 242V241H116ZM194 242V241H193ZM228 242H230V241H228ZM28 243V242H27ZM26 243V244H27ZM32 243H29V244H32ZM51 243V242H50ZM54 243V242H53ZM61 244V245H63L61 242H58V244ZM199 242H197V244H198ZM206 243H207V241H206ZM29 244H27V245H29ZM57 244V245H58ZM76 244V243H75ZM82 244V243H81ZM122 244V243H121ZM191 244V243H190ZM211 244V243H210ZM3 245V244H2ZM9 245V244H8ZM7 245V246H8ZM21 245V244H20ZM19 245V246H20ZM25 245V244H24ZM38 245V244H37ZM46 245H47V243H46ZM46 245H42V246H46ZM51 245V244H50ZM55 245V244H54ZM84 245V244H83ZM107 245V244H106ZM111 245V244H110ZM120 245V246H119ZM195 245V244H194ZM206 245H208V244H206ZM5 246V245H4ZM13 246V245H12ZM23 246V245H22ZM26 246V245H25ZM32 246V245H31ZM64 246H66V248H67V245H65V243H64ZM72 246V245H71ZM74 246V245H73ZM103 246H104V244H103ZM190 246H193V245H190ZM199 246V245H198ZM204 247V243L203 244H200V246L199 247H201V248H203ZM24 247V246H23ZM29 247V246H28ZM38 247H39V245H38ZM38 247H35L34 246V248H37L38 249ZM53 247V246H52ZM79 247H80V245H79ZM79 247H76V249L77 248H79ZM104 247H106V246H104ZM211 247V246H210ZM7 248V247H6ZM15 248V247H14ZM12 249L13 251H18V250H20V249ZM40 248V247H39ZM42 248V247H41ZM40 248V249H41ZM44 248V247H43ZM48 248H49V246H48ZM56 248V247H55ZM54 248V249H55ZM60 248H63V246L61 247H59V249ZM66 248H64V249H66ZM71 248V247H70ZM70 248H68V249H70ZM73 248V247H72ZM81 248V247H80ZM82 248H83V246H82ZM191 248V247H190ZM200 248V249H201ZM206 248V247H205ZM204 248V249H205ZM207 248H208V246H207ZM4 249V248H3ZM22 249V248H21ZM30 249V248H29ZM32 249V248H31ZM63 249V250H64ZM110 249V248H109ZM264 249V248H263ZM39 250V249H38ZM49 250H51L50 248H49ZM53 250V249H52ZM71 250V249H70ZM70 250H68V251H70ZM197 250V249H196ZM6 251V250H5ZM4 251V252H5ZM11 251V250H10ZM22 251H24V250H22ZM21 251V252H22ZM35 251V250H34ZM41 251H43V250H41ZM55 251V250H54ZM76 251V250H75ZM114 251V252H115ZM208 251H209V249H208ZM234 251H232L233 253H234ZM262 251H263V254H261L262 253ZM7 252H9V251H7ZM202 252V251H201ZM206 252V251H205ZM16 253V252H15ZM20 253V252H19ZM74 253V252H73ZM182 253V254H181ZM81 254V253H80ZM203 254V253H202ZM234 254V255H235ZM22 255V254H21ZM23 255H25V254H23ZM30 255V254H29ZM83 255V254H82ZM92 255V254H91ZM99 255V254H98ZM196 255V254H195ZM198 255V254H197ZM206 255V254H205ZM12 256V255H11ZM11 256H10V258H11ZM19 256V255H18ZM27 256V255H26ZM97 256V255H96ZM199 256V255H198ZM198 256H197V258H198ZM24 257V256H23ZM29 257H31V256H29ZM80 257V256H79ZM87 257V256H86ZM94 257V256H93ZM99 257V256H98ZM5 258H7L6 256H5ZM89 258H92V257H89ZM0 259H1V257H0ZM2 259H3V257H2ZM2 259H1V261H2ZM27 259H28V257H27ZM97 258L95 257V259L94 260H96ZM99 259V258H98ZM199 259V258H198ZM8 260V259H7ZM22 260V259H21ZM28 260H30V259H28ZM81 260H82V257H81ZM80 260V261H81ZM89 260V259H88ZM197 260V259H196ZM201 260V259H200ZM24 261H26V260H24ZM32 261V260H31ZM91 261H93L92 259H91ZM98 261H100V259L98 260ZM27 262H30V261H27ZM90 262V261H89ZM89 262H88V264H89ZM96 262V261H95ZM184 262V263H183ZM6 263H10V262H6ZM22 263V262H21ZM196 263V262H195ZM194 263V264H195ZM12 264V263H11ZM15 264V263H14ZM24 264H29V263H25L24 262ZM79 264H81V263H79ZM198 264V263H197Z\"/></svg>",
  "mask_w": 264,
  "mask_h": 264
}]
</instances>
